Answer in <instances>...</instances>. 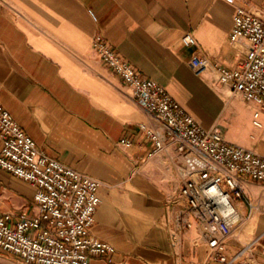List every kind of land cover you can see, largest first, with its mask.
<instances>
[{
  "label": "crops",
  "instance_id": "1",
  "mask_svg": "<svg viewBox=\"0 0 264 264\" xmlns=\"http://www.w3.org/2000/svg\"><path fill=\"white\" fill-rule=\"evenodd\" d=\"M243 1L264 16V0ZM233 10L224 0H0L2 106L45 155L101 182L91 234L115 251L90 264H264V185L251 181L244 192L255 208L237 204L246 240L236 234L226 240L225 262L213 259L195 227L173 245L171 199L182 184L184 160L173 147L152 154L141 126L157 127V121L92 46L101 35L200 124L221 126L227 142L264 157V112L261 126H254V106L211 69L195 74L189 66L196 50L212 63L234 65ZM186 32L196 47L181 44ZM239 111L244 136H228L224 125L237 128ZM122 139L130 145H120ZM34 192L0 168V215L13 221L33 215Z\"/></svg>",
  "mask_w": 264,
  "mask_h": 264
},
{
  "label": "built area",
  "instance_id": "2",
  "mask_svg": "<svg viewBox=\"0 0 264 264\" xmlns=\"http://www.w3.org/2000/svg\"><path fill=\"white\" fill-rule=\"evenodd\" d=\"M224 1L234 9L229 43L237 61L232 67L221 66L196 50L189 66L195 74L211 69L221 85L255 107L252 123L260 127L264 16L243 0ZM180 42L197 46L191 32L184 33ZM92 46L103 65L129 87L135 103L157 121V127L141 126L153 144L152 154L173 147L184 160L182 184L171 199L173 245L195 227L213 259L225 262V242L235 236L244 220L238 202L255 208L244 192V182L264 185V157L227 142L221 126L200 124L165 87L123 60L101 35L94 36ZM0 143V168L35 188L36 208L33 215L21 214L15 221L10 214L0 215V249L18 256L23 264H90L91 258H104L115 251L91 234L101 182L45 155L1 102ZM119 144L130 145L125 139Z\"/></svg>",
  "mask_w": 264,
  "mask_h": 264
},
{
  "label": "rangeland",
  "instance_id": "3",
  "mask_svg": "<svg viewBox=\"0 0 264 264\" xmlns=\"http://www.w3.org/2000/svg\"><path fill=\"white\" fill-rule=\"evenodd\" d=\"M244 115L245 114L243 112L239 111L237 114V117H235L233 124H235V123L238 124L237 128H236V125L233 126L234 128L231 126V124L230 125H224V127L226 128L228 136L231 135V136H235L238 138L244 136L243 129H239V125L240 124L242 125L244 123V119H245ZM243 234H244L243 231H238L236 233L235 239L237 238V240H239L241 242L245 241L246 236H243ZM0 264H23V263L18 256H15L13 254H10V253L5 252L2 249H0Z\"/></svg>",
  "mask_w": 264,
  "mask_h": 264
},
{
  "label": "clouds",
  "instance_id": "4",
  "mask_svg": "<svg viewBox=\"0 0 264 264\" xmlns=\"http://www.w3.org/2000/svg\"><path fill=\"white\" fill-rule=\"evenodd\" d=\"M224 203L226 204L227 203V201H226V199L224 200ZM229 211H230V209H229ZM224 213H222V215H223Z\"/></svg>",
  "mask_w": 264,
  "mask_h": 264
}]
</instances>
